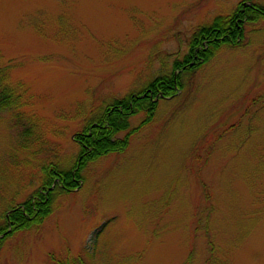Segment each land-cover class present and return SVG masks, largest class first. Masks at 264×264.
Here are the masks:
<instances>
[{"label": "rangeland", "instance_id": "obj_1", "mask_svg": "<svg viewBox=\"0 0 264 264\" xmlns=\"http://www.w3.org/2000/svg\"><path fill=\"white\" fill-rule=\"evenodd\" d=\"M240 1L0 0V67L22 101L0 111V223L44 166L73 165L89 121L170 73L193 32ZM182 81L124 151L7 237L0 264L94 248L96 264H264V20Z\"/></svg>", "mask_w": 264, "mask_h": 264}, {"label": "trees", "instance_id": "obj_2", "mask_svg": "<svg viewBox=\"0 0 264 264\" xmlns=\"http://www.w3.org/2000/svg\"><path fill=\"white\" fill-rule=\"evenodd\" d=\"M261 20H264V4L254 0L240 1L230 13L217 15L193 32L188 52L175 59L170 73L158 75L141 90L132 91L108 104L100 118L89 121L76 134L80 149L73 165L63 168L58 163L47 164L43 167L46 179L44 177L41 186L24 201L10 207L9 214L0 223V251L7 237L43 223L52 213L57 196L79 188L84 181L83 170L91 162L109 153L124 151L132 135L154 119L160 100L177 96L183 90L184 74H192L209 62L223 46H241L249 24ZM7 82L6 67H0V111H13L22 104L20 94ZM140 113H144V118L133 127L131 117ZM100 233L101 229L96 231V237ZM96 253V248L92 252L84 249L83 253L66 256L53 252L51 264H96Z\"/></svg>", "mask_w": 264, "mask_h": 264}]
</instances>
